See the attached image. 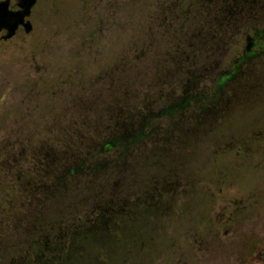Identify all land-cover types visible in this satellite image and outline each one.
Here are the masks:
<instances>
[{"label":"rangeland","instance_id":"374dc122","mask_svg":"<svg viewBox=\"0 0 264 264\" xmlns=\"http://www.w3.org/2000/svg\"><path fill=\"white\" fill-rule=\"evenodd\" d=\"M248 1L246 10L261 9ZM166 5L43 0L30 34L0 38V143L26 128V148L63 149L66 134L87 132L85 120L109 124L116 99L128 116L142 102L154 117L146 132L156 130L121 165L132 203L109 231L85 228L82 208L109 200L89 177L42 204L44 194L0 175V264H264V71L234 73L236 85L218 90L224 73L201 70L209 40L154 34L180 31ZM83 97L84 112L75 108ZM116 170L97 178L110 186ZM19 197L32 202L21 208ZM44 240L49 249L37 247Z\"/></svg>","mask_w":264,"mask_h":264},{"label":"trees","instance_id":"16d2710c","mask_svg":"<svg viewBox=\"0 0 264 264\" xmlns=\"http://www.w3.org/2000/svg\"><path fill=\"white\" fill-rule=\"evenodd\" d=\"M112 77L115 80L117 74L114 73ZM84 97L86 96L84 95ZM84 97L75 103V105L77 104L75 108L81 107L82 112L90 106L88 98ZM118 102L117 99L114 101L111 118H107L109 124L102 123L103 128H99V126L96 127L97 124L99 125V120L95 123H93L94 120L92 122L85 120L88 125H86L87 132L78 130L75 133L66 134L67 144L63 149L49 146L46 148L47 150L45 149L46 151L43 149L39 152L37 147L26 148L22 144L23 140H31L33 135L23 128L15 137L0 143V175L9 178L8 183L23 192L44 194V197L38 198L42 204L50 199L56 200L57 195L66 193L65 190L68 189L70 179H77L81 176L89 177L88 181H91L89 184L96 189V198L109 200L106 205L99 203L98 207L84 206L82 208V210L85 209L91 213L85 222V228L106 230L108 227L109 231L112 223H120L121 216L129 212L128 205L132 203L128 201L129 187L121 178V165H125L124 168L127 167L125 162L129 154L141 153L151 138L149 136L156 131L154 129L151 133L146 132V128L152 123L154 117L147 115L142 102L137 106L138 110L133 116L125 115L123 103ZM173 111V109H169L165 113L169 115ZM55 122L47 127L52 126ZM67 122L65 123L69 126L73 123L72 119L69 123ZM26 157L30 158V165L35 170L32 174H29L31 172L29 168L22 166ZM113 168L117 169L118 175L110 185L111 187L106 186L97 177L105 175L107 170ZM48 174L50 177L46 178ZM8 198H2V202ZM17 202L22 208L23 205L30 204L32 199L19 197L16 204ZM65 233L60 232L58 239L61 240ZM37 245V247L42 245L41 248L49 249L50 243L48 244L44 240L43 243Z\"/></svg>","mask_w":264,"mask_h":264},{"label":"flooded vegetation","instance_id":"af4514ba","mask_svg":"<svg viewBox=\"0 0 264 264\" xmlns=\"http://www.w3.org/2000/svg\"><path fill=\"white\" fill-rule=\"evenodd\" d=\"M161 1L167 4V8H171L170 12L173 13L171 25L173 27L174 23H179L180 31H173V28L169 27L163 33L154 32V34L157 36L163 34L170 37L180 36L189 39L209 40L210 42L207 45L211 44V47L209 50L207 48L206 51H209L210 57H208L207 65L203 66L201 70L208 72L209 75H214L217 72L224 73L218 79V82L222 80L221 86L217 88L218 90L223 87L231 90L232 86L236 85L238 80H236L237 76L234 73L245 74L248 69L264 71V29L258 26L264 24V15H254L264 11V0H253L251 2L254 5L259 4L258 8H261L254 11L244 8L250 2L248 0ZM21 3V0H9V9L17 11L20 9ZM41 3H43V0H36L26 21L31 22L35 8ZM251 8H254L253 5ZM162 19V22H164L166 17ZM185 25H187L186 29H184ZM22 29L24 31V28L20 26L16 35ZM6 35L7 31L2 30L0 32L1 40H4ZM227 96L228 93L222 95L223 101Z\"/></svg>","mask_w":264,"mask_h":264},{"label":"water","instance_id":"95a60500","mask_svg":"<svg viewBox=\"0 0 264 264\" xmlns=\"http://www.w3.org/2000/svg\"><path fill=\"white\" fill-rule=\"evenodd\" d=\"M21 1L20 9L17 11H11L9 9V0L0 2V32L2 30L7 31L4 40L13 38L20 26L24 28V31L27 34L33 30L32 23L26 21V18L30 16L36 0Z\"/></svg>","mask_w":264,"mask_h":264}]
</instances>
